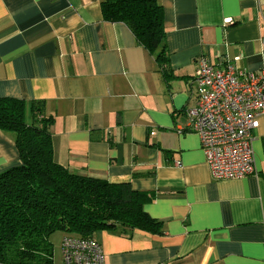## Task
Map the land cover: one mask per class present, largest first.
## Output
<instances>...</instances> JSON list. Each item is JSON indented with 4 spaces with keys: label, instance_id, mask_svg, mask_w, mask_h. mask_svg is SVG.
<instances>
[{
    "label": "crops",
    "instance_id": "crops-1",
    "mask_svg": "<svg viewBox=\"0 0 264 264\" xmlns=\"http://www.w3.org/2000/svg\"><path fill=\"white\" fill-rule=\"evenodd\" d=\"M102 1L0 0V98L43 101L57 164L155 194L143 209L161 233H95L105 264H264V115L252 133L256 175L214 180L185 114L197 57L264 69V0H157L163 68L126 25L103 20ZM20 164L14 135L0 130V173Z\"/></svg>",
    "mask_w": 264,
    "mask_h": 264
},
{
    "label": "trees",
    "instance_id": "trees-1",
    "mask_svg": "<svg viewBox=\"0 0 264 264\" xmlns=\"http://www.w3.org/2000/svg\"><path fill=\"white\" fill-rule=\"evenodd\" d=\"M101 13L106 22L126 25L157 65H166L164 16L157 0H104ZM28 112L37 121L27 123ZM43 112V101L0 98V130L14 135L21 160L0 173V264H53L50 237L55 233L83 238L101 231L161 233V222L143 209L155 194L80 176L54 161L53 118Z\"/></svg>",
    "mask_w": 264,
    "mask_h": 264
},
{
    "label": "built area",
    "instance_id": "built-area-1",
    "mask_svg": "<svg viewBox=\"0 0 264 264\" xmlns=\"http://www.w3.org/2000/svg\"><path fill=\"white\" fill-rule=\"evenodd\" d=\"M195 62L196 100L186 110V129L198 135L211 177L256 175L252 133L264 115V69L245 73L230 63L220 69L204 55ZM61 257L62 264H105L102 247L93 237L65 235Z\"/></svg>",
    "mask_w": 264,
    "mask_h": 264
},
{
    "label": "rangeland",
    "instance_id": "rangeland-1",
    "mask_svg": "<svg viewBox=\"0 0 264 264\" xmlns=\"http://www.w3.org/2000/svg\"><path fill=\"white\" fill-rule=\"evenodd\" d=\"M66 235H70V234H66ZM60 237H61L60 233H55L51 236L50 242L52 243L53 246V252L58 247V240L60 239Z\"/></svg>",
    "mask_w": 264,
    "mask_h": 264
}]
</instances>
